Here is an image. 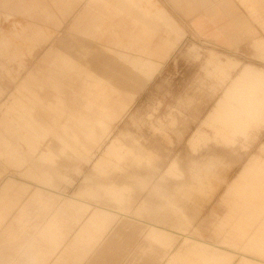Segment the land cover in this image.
I'll use <instances>...</instances> for the list:
<instances>
[{
	"label": "crops",
	"instance_id": "obj_1",
	"mask_svg": "<svg viewBox=\"0 0 264 264\" xmlns=\"http://www.w3.org/2000/svg\"><path fill=\"white\" fill-rule=\"evenodd\" d=\"M237 1L52 0L59 16L56 18L46 8L35 13L39 6L36 0H0V14L6 18L19 13L40 14V21L53 27H59L78 8L70 24V36L84 44V51L49 47L41 65L30 70L16 87L17 97L2 114L0 158L4 171L11 168V173L0 170V264L141 261L136 259L137 248L151 246L148 234L153 229L166 231L152 225V214L162 213L166 195L155 190L151 175L128 176L134 184H145L138 191L147 192L148 199L141 202L143 207H139L141 203L137 208L131 206L129 212L143 214L144 220L129 216L111 223V212L102 204L77 198H104L105 183H112L116 189L124 187L112 180L114 174L103 175L111 171L104 167L120 165L99 157L92 164V177L84 178L89 184L84 183L73 194L61 189L63 183H70L66 169L81 173L80 165L91 163L94 152L128 116L136 97L183 39L185 32L179 21L190 22L201 42H212L223 49L238 47L241 33L249 29L243 7L257 16L264 30V0ZM170 7L175 8L171 16ZM42 33L39 30L37 35ZM6 46V42H0V48ZM251 46L260 59L264 41H255ZM91 57L98 60L99 73L87 67ZM5 61L0 63V76L9 79L11 85L13 76L7 65L11 60ZM3 92L0 88V96ZM42 144H47L44 150ZM104 151L131 152L128 167H137L148 159L140 146H128L120 137L113 138ZM128 186L133 198L137 188ZM150 198L160 199L159 203H152ZM140 231L144 232L143 240L137 237ZM195 242L206 251L213 248L203 241ZM234 256V260H228ZM219 259L221 263L264 264V255L251 253Z\"/></svg>",
	"mask_w": 264,
	"mask_h": 264
},
{
	"label": "rangeland",
	"instance_id": "obj_2",
	"mask_svg": "<svg viewBox=\"0 0 264 264\" xmlns=\"http://www.w3.org/2000/svg\"><path fill=\"white\" fill-rule=\"evenodd\" d=\"M36 1L39 6L35 13L46 8L59 18L52 0ZM77 10L59 27L45 25L40 14L19 13L10 18L0 14V42L7 43L0 48V63L9 58L7 65L13 76L11 85L9 79L0 76V88L4 89L0 120L6 106L17 97L16 87L30 70L41 65L49 47L84 51V44L70 36ZM243 12L249 29L241 33V44L231 49L201 42L190 22L179 21L185 32L183 39L136 97L128 116L94 152L91 163L80 165L81 173L66 169L70 183H63L61 189L73 194L88 183L84 178L94 174L92 164L99 157L120 165L104 167L111 171L103 175L114 174L112 180L124 187L116 189L112 183H105L104 198H77L102 204L111 212V223L129 216L144 220L143 214L129 212L131 206L137 208L147 198V192L138 191L145 184H134L129 175H151L155 190L166 195L162 213L152 214V225L166 231L153 229L148 234L151 246L137 248L136 259L141 261L135 264H234L219 262V256L264 255V53L259 59L251 46L264 41V30L257 16L250 15L245 7ZM168 13L171 16L175 8L170 7ZM39 30L42 36L37 35ZM86 65L99 73L98 60L91 57ZM115 137L128 146H140L147 153L146 163L136 160L143 164L128 167L131 152H103ZM46 145L42 144L41 150ZM4 167L0 158V170L11 173V168L7 172ZM128 185L137 188L133 198ZM159 200L150 198L154 204ZM137 233L143 237V231ZM195 240L213 248L206 251Z\"/></svg>",
	"mask_w": 264,
	"mask_h": 264
}]
</instances>
